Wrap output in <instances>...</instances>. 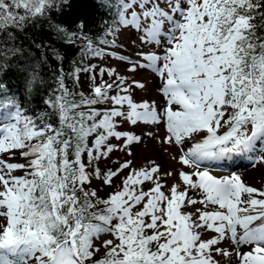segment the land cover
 Returning <instances> with one entry per match:
<instances>
[{
  "label": "snow or ice",
  "instance_id": "obj_1",
  "mask_svg": "<svg viewBox=\"0 0 264 264\" xmlns=\"http://www.w3.org/2000/svg\"><path fill=\"white\" fill-rule=\"evenodd\" d=\"M67 3L0 0V77L23 74L28 90L44 82V61L25 41L44 44L28 40L27 30ZM104 7L110 19L101 36L85 34L83 21L78 31H57L68 43L82 41V56L155 74L164 103L134 99L144 83L96 64L57 68L46 108L34 115L0 82V264H233V257L264 264V189L204 166L234 157L264 163V0H105ZM122 30L138 36L137 59L113 51ZM81 73L91 81L87 93L76 91ZM125 123L163 124L158 142L177 146L172 159L181 168L161 173L155 161L137 169L125 160L102 170L101 160L117 150L131 156L142 143L121 130ZM172 176L177 182L167 188ZM93 180L112 191L100 196ZM227 241L230 249L220 247Z\"/></svg>",
  "mask_w": 264,
  "mask_h": 264
},
{
  "label": "trees",
  "instance_id": "obj_2",
  "mask_svg": "<svg viewBox=\"0 0 264 264\" xmlns=\"http://www.w3.org/2000/svg\"><path fill=\"white\" fill-rule=\"evenodd\" d=\"M104 3L105 0H68L67 5L63 6L61 11H53L50 19L27 30L28 40L34 38L37 42L44 44V47L36 49L34 46L27 45V41H25L32 58L44 61L39 68L44 82L36 83L31 90H28L23 74L14 70H10L0 77V82L6 83L9 90L17 94L22 107L28 110V114L34 115L37 111L45 110L46 106L43 101L49 89L55 87L53 76L57 68L62 65L64 71L68 72L81 64L87 66L90 60L96 59L82 56L83 42L77 40L75 43H68L67 37L57 31V26H61L67 32H74L78 31L77 25L83 21L85 34L93 38L101 36L105 30V21L110 19ZM41 53L44 55L41 56ZM55 53H58L62 59L58 60ZM80 76L88 92V86L91 83L88 74L81 73ZM66 83L70 88L74 87L72 80H66ZM76 91H83L80 85Z\"/></svg>",
  "mask_w": 264,
  "mask_h": 264
},
{
  "label": "rangeland",
  "instance_id": "obj_3",
  "mask_svg": "<svg viewBox=\"0 0 264 264\" xmlns=\"http://www.w3.org/2000/svg\"><path fill=\"white\" fill-rule=\"evenodd\" d=\"M135 41V43H133ZM118 44L122 45V47H117L113 49V51H116L118 54L127 55L132 57L133 59H137L135 53L137 51V48L140 47V41L138 36L130 31V30H122L119 39ZM145 51H148V48L144 49ZM89 64H96L99 67H106V68H114L116 69V72L120 76L127 77L129 82L131 80H136L139 82H142L145 84L144 89H136V92L134 93V99L141 100V99H150L155 100L158 105H163L164 101L161 95L158 92L159 88V79L155 76V74L151 73L150 71L146 69H138L137 72L131 73L127 69L129 67L128 64L125 62H122L118 59H114L108 56H105L101 59H93L89 61ZM98 71V68H97ZM105 80H109L110 78L105 74L104 76ZM114 79V77H113ZM97 83H99V78L97 79ZM80 86L81 89L85 92H87V87L81 80L80 76ZM113 95L115 92L112 93ZM121 130H130L134 131L136 134L142 136V143L136 144L131 146V151L133 155L129 156L126 154V151H120L117 150L110 154V157L107 160H101L99 162V166L102 170H105L106 168H116L118 164L117 161L123 162L125 160H131L133 162V167L139 169L141 167L149 166V161H155L156 164L160 165L161 167V173L163 172H173L175 173L177 170L181 168V165L177 163L176 160H173V156H179V151L177 149V146L175 145H166L163 143H160L158 141L162 140L165 130L164 125H143L139 124L135 127L125 123L123 124V127ZM152 132V136L145 135L146 132ZM112 143L119 145L121 142L112 140ZM16 162L23 163L24 161L20 158L19 153L16 154ZM238 163H240L238 161ZM234 165H239V164ZM242 164H245L242 162ZM240 166V165H239ZM244 166V165H241ZM236 167V166H233ZM232 167V168H233ZM185 171H188L189 169L185 168ZM236 170V172L240 175L241 179L249 186L255 187L257 189H264V163L261 162H252L250 165H245L244 168H237L233 169ZM232 171V170H231ZM223 172V171H222ZM128 170H125L123 175H127ZM15 175H21L22 172L17 171L14 173ZM177 182L175 176L167 177L166 179V187L170 188L173 183ZM116 184L120 183V178H117L115 181ZM151 185H145V187H150ZM92 187L100 189L98 194L100 196H106L108 192L112 191V188L110 187H102L101 188V182L93 180ZM195 207H201V205H196ZM186 210H194V209H186ZM211 235V233L205 234L204 238H208V236ZM111 238L110 236H102L101 239H108ZM220 247L223 248H231L230 241L222 242ZM235 258L233 257V264H235Z\"/></svg>",
  "mask_w": 264,
  "mask_h": 264
},
{
  "label": "bare ground",
  "instance_id": "obj_4",
  "mask_svg": "<svg viewBox=\"0 0 264 264\" xmlns=\"http://www.w3.org/2000/svg\"><path fill=\"white\" fill-rule=\"evenodd\" d=\"M228 164V163H227ZM228 166H233L232 164H228ZM246 250V249H245Z\"/></svg>",
  "mask_w": 264,
  "mask_h": 264
}]
</instances>
